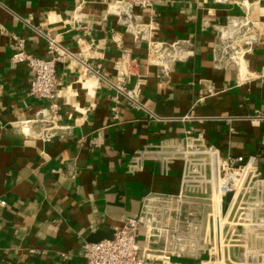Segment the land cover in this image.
I'll list each match as a JSON object with an SVG mask.
<instances>
[{
	"label": "crops",
	"instance_id": "0c3cea01",
	"mask_svg": "<svg viewBox=\"0 0 264 264\" xmlns=\"http://www.w3.org/2000/svg\"><path fill=\"white\" fill-rule=\"evenodd\" d=\"M111 1L0 0V264H81L85 242L110 238L146 197L176 193L180 161L161 167L145 158L130 172L137 153L162 138L200 132L222 158L255 156L253 171L264 178V0H151L135 9L148 41L180 46L161 62L108 12ZM244 19L259 38L241 68H221L216 43L232 20ZM51 39L61 55L59 118L44 111L45 123L38 112L48 101L29 95L30 71L10 57L21 40L26 52L47 58ZM123 53L136 61L125 82L139 83V109L120 95L114 101L102 80H115ZM26 120L42 135L23 134Z\"/></svg>",
	"mask_w": 264,
	"mask_h": 264
},
{
	"label": "built area",
	"instance_id": "2783aa9c",
	"mask_svg": "<svg viewBox=\"0 0 264 264\" xmlns=\"http://www.w3.org/2000/svg\"><path fill=\"white\" fill-rule=\"evenodd\" d=\"M215 1L238 5L244 0ZM150 5L151 0H112L108 12L124 22L136 39L147 40L148 27L139 22L134 11ZM240 35L243 40L237 43ZM258 38V28L251 20H232L216 43L218 66L226 68L235 64L239 67L237 60H244ZM50 42L47 58L26 52L21 40L17 41L10 57L14 64L27 65L31 74L29 95L48 101L46 108L38 112V120L45 123L59 118L56 85L57 62L61 55L52 39ZM148 47L157 62L165 56L173 60L180 50L178 43L165 45L148 41ZM230 51L234 54L230 55ZM83 65L87 71H92L91 67ZM135 65L136 61L123 53L114 63L115 80H102L113 90L114 101L120 95L131 107L139 109L142 107L138 101L139 83L129 86L125 82L134 75ZM97 73L98 70L94 75ZM111 110L115 113L116 106ZM44 111L49 114L48 119ZM23 122L31 124L30 120ZM261 141L264 143V135ZM145 158L156 161L161 167L180 161L178 191L146 197L137 215L114 228L110 238L85 242L81 264H172L173 256L202 255L207 264H242L229 260L228 256L226 259L225 251L259 250L256 241L264 237V178L253 171L255 156L222 158L218 148L205 145L202 133L185 131L180 138H162L151 148L140 150L130 163V172L139 169Z\"/></svg>",
	"mask_w": 264,
	"mask_h": 264
},
{
	"label": "rangeland",
	"instance_id": "374dc122",
	"mask_svg": "<svg viewBox=\"0 0 264 264\" xmlns=\"http://www.w3.org/2000/svg\"><path fill=\"white\" fill-rule=\"evenodd\" d=\"M257 249L252 252H244V251H237V250H229L225 251V258L233 261V262H239L242 264H259L264 262V237L259 238L256 241ZM250 254V257L248 256ZM248 256V257H247ZM252 258V259H251ZM263 260V261H262Z\"/></svg>",
	"mask_w": 264,
	"mask_h": 264
},
{
	"label": "bare ground",
	"instance_id": "6f19581e",
	"mask_svg": "<svg viewBox=\"0 0 264 264\" xmlns=\"http://www.w3.org/2000/svg\"><path fill=\"white\" fill-rule=\"evenodd\" d=\"M242 40H243V39H242V36H241V35L238 36V37L236 38V42H237V43H238V42H242ZM235 49H236V48H235ZM235 49H234V50H235ZM231 51H232V49H231ZM231 51H230V55H233L234 52H231ZM240 60H243V58H241ZM240 60H237V62L239 63ZM239 68H241L240 65H239ZM27 128L30 129V130L33 132V133H32V136H33V135H35V136H36V135H42V133L39 134V132H36L34 129H32V127H30V126L28 125V123H26V122H25V123H21V127H20V129H21V132L24 133L25 135H26V133H27ZM29 136H31V135H29ZM215 198H216V197H215V195H214V203L217 204V202H216L217 199L215 200Z\"/></svg>",
	"mask_w": 264,
	"mask_h": 264
}]
</instances>
